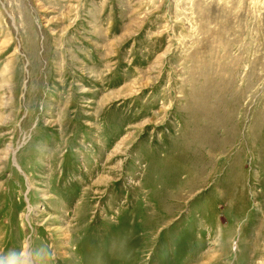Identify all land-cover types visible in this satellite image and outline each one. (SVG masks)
I'll use <instances>...</instances> for the list:
<instances>
[{
    "label": "rangeland",
    "instance_id": "rangeland-1",
    "mask_svg": "<svg viewBox=\"0 0 264 264\" xmlns=\"http://www.w3.org/2000/svg\"><path fill=\"white\" fill-rule=\"evenodd\" d=\"M0 264H264V0H0Z\"/></svg>",
    "mask_w": 264,
    "mask_h": 264
}]
</instances>
